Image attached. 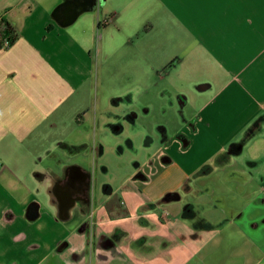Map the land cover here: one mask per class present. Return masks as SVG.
Here are the masks:
<instances>
[{
  "label": "crops",
  "instance_id": "obj_1",
  "mask_svg": "<svg viewBox=\"0 0 264 264\" xmlns=\"http://www.w3.org/2000/svg\"><path fill=\"white\" fill-rule=\"evenodd\" d=\"M1 16L17 39L0 48V264H264V0H0ZM141 99L151 133L124 160L113 121Z\"/></svg>",
  "mask_w": 264,
  "mask_h": 264
},
{
  "label": "rangeland",
  "instance_id": "obj_2",
  "mask_svg": "<svg viewBox=\"0 0 264 264\" xmlns=\"http://www.w3.org/2000/svg\"><path fill=\"white\" fill-rule=\"evenodd\" d=\"M145 6L142 5L141 6V12H140V25H139V39L140 41L144 40V39H147L146 37V32H148L152 26H153V22H154V16L150 15V13L148 12V10H145V12H142L143 8ZM142 101H144V99H141L139 100V106H136L135 110L134 111H129V110H124L121 112V116L118 117V119H115V121H113V124H117V125H120V126H124V134H123V139H126L127 136L133 140V143H134V146L135 148L133 149H127L125 147V155H124V160H128L130 159L132 156L134 157V155L137 153V149L136 148H140V155H139V160H142V156L144 155L143 154V151H142V145H144L147 141V137L149 136L148 133H151V131H149V125H148V121H147V109L144 108L143 106V103ZM111 105V100L108 99L107 101V107L108 109H114L113 107L109 106ZM174 108H177V109H168L167 107H163V113H158L157 117L159 118H163L166 120H169V117L172 116V122L170 124V131L172 129H174L175 127H177V124L175 123V121H179L181 122L182 121V116H181V111L179 109V107H176L174 106ZM191 109H189V112H190ZM130 112H132L133 114L136 115V118H135V122L134 124L130 123L129 122V119L128 116H130ZM133 125H136L137 127L134 128V130H132V127ZM125 146H126V141L124 142ZM133 160V159H131ZM130 160V161H131ZM129 161V162H130ZM126 163V161H124ZM134 165V163L132 164ZM131 165V166H132Z\"/></svg>",
  "mask_w": 264,
  "mask_h": 264
},
{
  "label": "trees",
  "instance_id": "obj_3",
  "mask_svg": "<svg viewBox=\"0 0 264 264\" xmlns=\"http://www.w3.org/2000/svg\"><path fill=\"white\" fill-rule=\"evenodd\" d=\"M17 39V33L11 26V24L6 20L4 16L0 17V48L3 47V43L7 42L8 46H11ZM177 194L173 193L167 196H164V200H175Z\"/></svg>",
  "mask_w": 264,
  "mask_h": 264
},
{
  "label": "water",
  "instance_id": "obj_4",
  "mask_svg": "<svg viewBox=\"0 0 264 264\" xmlns=\"http://www.w3.org/2000/svg\"><path fill=\"white\" fill-rule=\"evenodd\" d=\"M98 0H86V4H91L93 6L96 5ZM75 15H73L70 19H68L69 21H72L74 19Z\"/></svg>",
  "mask_w": 264,
  "mask_h": 264
},
{
  "label": "flooded vegetation",
  "instance_id": "obj_5",
  "mask_svg": "<svg viewBox=\"0 0 264 264\" xmlns=\"http://www.w3.org/2000/svg\"><path fill=\"white\" fill-rule=\"evenodd\" d=\"M72 6H73V4H72ZM74 6H75V5H74ZM74 6H73V8H77L78 5L76 4V6H75V7H74ZM72 10H74V9H69V10L65 11L64 14H63L62 16H65V15H68V14L72 13V12H73ZM62 16H61V17H62Z\"/></svg>",
  "mask_w": 264,
  "mask_h": 264
},
{
  "label": "built area",
  "instance_id": "obj_6",
  "mask_svg": "<svg viewBox=\"0 0 264 264\" xmlns=\"http://www.w3.org/2000/svg\"><path fill=\"white\" fill-rule=\"evenodd\" d=\"M8 46V43L7 42H4L3 43V47H7Z\"/></svg>",
  "mask_w": 264,
  "mask_h": 264
}]
</instances>
